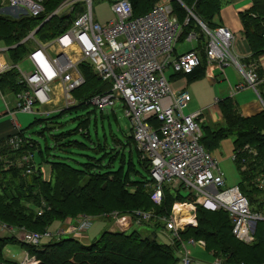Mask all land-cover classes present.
Returning <instances> with one entry per match:
<instances>
[{
	"label": "trees",
	"instance_id": "obj_1",
	"mask_svg": "<svg viewBox=\"0 0 264 264\" xmlns=\"http://www.w3.org/2000/svg\"><path fill=\"white\" fill-rule=\"evenodd\" d=\"M62 1L45 0L44 11L36 17L21 14L19 19L15 16L11 19L0 12V42L7 47L14 46L7 50L13 64L33 50L34 39L21 40L40 24L34 35L38 41L51 39L70 26L75 17L74 10L44 21ZM158 1L129 0L133 16L149 12ZM250 1V7L238 13L241 32L234 34L229 29L234 34L232 48L236 39L241 38L249 52V56L239 61L247 68L255 66L259 78L255 90L264 103V70L258 64L259 57L264 54V0ZM169 2L172 13L182 25L178 42L186 40L189 33H195L196 46L188 50L198 55V66L190 72L175 71L169 66L167 70L172 71L166 75L174 91H187V85L206 73L208 66L207 36L198 20L209 29L224 26L215 21V17L228 0ZM174 53L177 54L176 48ZM78 69L84 82L72 91V105L48 116L39 115L27 127L0 139V226L43 234L50 232L53 223H62L67 218L74 221L84 217L112 220L105 215L117 212L139 219L141 224L166 229L163 218L170 216L173 203L192 201L194 195L183 191L182 183L177 187L165 184L161 203H154L151 186L155 181L150 173V163L140 158L131 127L124 140L117 131L111 130L110 122L107 133L105 107L99 108L98 112V108L90 103L94 96L110 90L111 81L99 77L88 62H81ZM17 75L16 67L0 74V87L13 95L22 91L24 87ZM181 77L185 78L186 85L174 87V80ZM217 106L222 116L220 123L204 124L198 121L200 115L196 118L201 131L199 142L211 152L222 138H234L233 161L239 173L237 186L247 197L252 213L264 217V108L252 115H243L230 95L218 99ZM98 113L103 119V140L98 136ZM67 115L75 122L72 127L67 120L61 119ZM34 125L41 127L37 132L41 139L34 138L29 131ZM15 133L23 139L17 149L8 143L11 136L17 135ZM84 149L92 153L84 152ZM23 157L30 158L17 166L16 161ZM196 210L197 225L180 231L178 239L168 241L171 243L159 241L155 232L143 234L136 229L112 232L110 227L89 243L70 235L42 237L38 244H31L7 233L0 235V264H20L5 257L4 249L9 244L21 246L29 257L36 258L37 264H177V253H181L183 242L189 237L195 241L203 240L204 249L219 259V264H264V220L256 221L254 240L245 243L233 234L227 211L205 209L200 204ZM139 213H148L150 218L143 220L137 216Z\"/></svg>",
	"mask_w": 264,
	"mask_h": 264
},
{
	"label": "built area",
	"instance_id": "obj_2",
	"mask_svg": "<svg viewBox=\"0 0 264 264\" xmlns=\"http://www.w3.org/2000/svg\"><path fill=\"white\" fill-rule=\"evenodd\" d=\"M44 1L0 0V9L7 6L20 12V15L36 17L44 11ZM92 4L93 0H63L45 20L65 12L70 14L74 10L75 17L64 32L46 41L34 38L36 31H33L39 26L30 32L28 38L34 39L36 46L27 56L31 69L23 71L18 66L16 68L18 80L24 88L14 95V109L48 116L61 107L72 105L74 99L71 92L84 82L78 66L83 61L88 62L99 77L111 81L110 90L94 96L90 103L104 108L113 105L115 99L122 100L135 145L150 163V173L155 181L151 186V199L155 203L161 202L165 184L177 187L182 183L183 191L195 196L193 202L174 204L173 215L163 218L170 232L168 239L173 242L178 239L180 231L197 225L194 211L200 204L206 209L227 211L235 237L245 243L252 242L255 222L264 218L251 212L247 197L237 186H226L218 161L199 142L198 113L185 114L183 111L190 101L189 93L174 91L167 80L169 66L175 71L190 72L199 64V57L194 51L174 53L182 25L172 13L169 0H161L149 12L139 16H133L129 0H113V17L104 23L95 20ZM76 5L80 9L75 10ZM199 24L207 36V68L213 64L222 68L232 62L245 75L248 84L255 87L259 82L255 66L247 68L231 53L233 32L225 26L209 29ZM194 38L195 33L191 32L186 40ZM55 85L59 86L58 93L54 90ZM242 87L240 85L239 88ZM56 97L62 102L61 106H58ZM13 112L9 114L13 116ZM14 131L18 132L19 128L16 126ZM22 141L17 134L11 136L8 143L17 149ZM29 158L18 159L16 165L21 166ZM184 207H188L187 211H183ZM138 215L143 220L150 218L148 213ZM105 216L114 218L119 229L127 228L126 219L129 225L133 220L141 223L139 219L130 215L125 218L117 212ZM91 219L80 218L76 224L67 225L54 233L39 234L3 227L27 243L38 244L42 237L58 238L64 234L83 232L90 226ZM185 242L181 258L184 264H190L192 257ZM187 242L204 245L203 240L195 241L193 238ZM26 260L38 263L35 257H26L24 262L27 264Z\"/></svg>",
	"mask_w": 264,
	"mask_h": 264
},
{
	"label": "rangeland",
	"instance_id": "obj_3",
	"mask_svg": "<svg viewBox=\"0 0 264 264\" xmlns=\"http://www.w3.org/2000/svg\"><path fill=\"white\" fill-rule=\"evenodd\" d=\"M160 1L161 0H159L158 2H160ZM158 2H156V3H158ZM78 6L79 5H76L75 10L78 9L77 8ZM92 9H93V15H94L95 20L99 21L100 23H104L113 17V13L111 11V3L108 0H93ZM0 12L3 14H7L8 16H10L9 18H11V19L14 16H15V18L19 19L18 17L20 16V14H19L20 12L15 11V10L7 7V6H4L3 8H1ZM191 15H192V13H191ZM21 42H23V39L21 40ZM35 45H36V43H35ZM195 46H196V42L194 40L193 41H186V40L179 41L176 44V51L178 53H181V52H184L188 49H192ZM4 47H6L7 50L10 49L3 42H0V48H4ZM10 47H14V46H10ZM17 66L19 68H21L22 70H25V69L30 70L31 69L29 60H27L25 58H23L22 60L17 62ZM227 68H232L234 73L239 75L237 70H236L237 68H235V66L232 63L229 64V66ZM171 71H172L171 69L167 70L166 75H168L169 72H171ZM224 82L225 81L221 82V84H220V82H218V84L216 83L217 85H215V86H221ZM187 92L189 93L191 99L183 111L185 114H194L195 111H198V110L204 108L205 105L212 103L213 98H214V84L211 81L210 77H208V75L206 73H203L202 75L198 76L196 79H194L193 81H191L187 85ZM218 94L223 97V95L226 96L228 94V91H226V89L224 91L220 90ZM235 99L239 102L240 106H242V104H246L247 108L251 107V105L254 103V101L259 102L258 96L256 95V93L251 88L237 93V95L235 96ZM90 108H92V107H90ZM97 108H98L97 111L100 112L99 107H97ZM243 110L245 111L244 108H243ZM103 112L105 114L104 124L106 126L107 133H109L108 123L110 122L111 130L117 131L119 137L124 140L126 138L125 136L128 135L127 132L129 131V133H130V130H129L130 122H129V119L127 118L126 114H125V108H124V104H123L122 100L115 99L114 104L113 105H110V104L107 105L104 108ZM18 115H19L18 118L23 123L26 124V125L24 124V127L29 125V123H31L35 117L39 116L38 114H26V113H22V112H19ZM68 115L64 116L61 119L63 121L67 120L69 122L68 125L70 127H72L75 124V122H71L70 116H68ZM97 116H98V120H99L98 136L101 140H103L104 129L102 128V125H101L102 124L101 120H103V119H101L99 113ZM40 129H41L40 126L34 125L31 129H29V131L34 138L41 139V137L37 133ZM233 139L234 138L232 136L222 138L219 141L217 148L213 149L211 151L212 157L218 161V165H219L221 171H223V173H224V177L226 180L227 187H230V188L237 186L238 181H239V173H238L236 166L234 164V161H233V155H234L233 146H232ZM83 151L87 152V153H92V151H90L89 149H84ZM78 158L83 159L84 157L78 156ZM135 163H136V158H135ZM46 169H47V173H48L49 172L48 166H46ZM260 178L261 177H259V179ZM262 182H264V180ZM263 188H264V186H263ZM194 200H192L190 202H193ZM160 203H156V204H160ZM177 203L178 202L173 203L170 216L173 215V213H172L173 206H174V204H177ZM182 203H183V201H179L178 204H182ZM187 209H188V207H184L183 211H187ZM192 213H193V211H192ZM194 213L197 216V210H195ZM127 217H129V216L126 215L125 218H127ZM196 221H197V218H196ZM59 223H60V221L53 223L49 227V231L50 232H56V230L60 228V227L59 228L57 227L58 225H60ZM125 223L129 225V220L126 219ZM131 223H133V224L127 231H131L133 229H136L139 232H142L143 234H148L149 232H155L159 241L165 242V243H171V242H168L169 239H168L167 235L170 233L168 229H160L159 230V229L153 228L149 224L137 223L135 220H133V222H131ZM231 224H232V222H231ZM112 226L115 227V229L112 232H117L119 230L120 226L116 224V221L114 218L112 220L103 219V218H99V217L92 218L91 224H90L86 234L88 235L90 240H93L94 238H97L104 229L109 230V227L111 228ZM68 236H70V234L62 235V237H64V238L68 237ZM170 238H171V236H170ZM189 239H192V237H189ZM185 243L187 244L188 250H189L190 255L192 257V261L190 264H216L217 259L210 252H207L203 246L198 245V244L192 245V244L188 243L187 241ZM4 255H5V257L13 260L15 263H20V264H22L24 258L29 257V255L25 254L24 249L17 244L7 245L4 249ZM177 257H178V263L177 264H184L182 262L180 252L177 253ZM26 261H27V264H35L34 261L31 263L29 262V260H26Z\"/></svg>",
	"mask_w": 264,
	"mask_h": 264
},
{
	"label": "crops",
	"instance_id": "obj_4",
	"mask_svg": "<svg viewBox=\"0 0 264 264\" xmlns=\"http://www.w3.org/2000/svg\"><path fill=\"white\" fill-rule=\"evenodd\" d=\"M250 5H251L250 0H228V2L220 10L218 17H215V21H218V23H220L221 25H224L230 28L234 32V34H238L239 32H241V29H242L241 28L242 26H241V23L238 17V13L239 11L249 8ZM240 39L239 38L236 39L234 43L235 50H234V47L231 49V53L233 54V56L237 58L238 62H240L239 61L240 58L249 56V52L246 50L244 42ZM25 59L27 58L25 57ZM258 64L264 70V54L259 57ZM228 66L229 64L221 68L217 64H213L206 69V74L208 75V77H210L211 81L214 84V98H213L212 103L205 105L204 108L194 112V114L197 112H202L198 118V121L200 123L211 124V123H220L222 121V116L217 106V100L222 98V96L218 94L220 90L224 91L226 89V91H228L227 95L233 96L234 99L237 93L243 90L249 89V88H251L256 93V95L258 96L259 102L254 101L251 107H248V108L246 104H242V106H240L239 102L235 99L239 105V110L241 111L243 115H246V116L252 115L263 108V101L260 98V95L258 94V92L255 90L254 87H251L248 84L245 75L237 68L236 65L234 66L235 68H237L236 70L239 75L235 74L232 68H227ZM12 67L17 68V64H13V61L8 55L6 49L0 48V74L9 70ZM16 70L18 72V69ZM17 78H19V72H18ZM223 81L225 82L221 86H215L218 84V82H220L221 84V82ZM173 85L174 87H180L182 85H186V80L184 77H181L180 79L174 80ZM240 85L243 86L241 89L239 88ZM54 90L56 93H58L59 86L55 85ZM224 96L225 95H223V97ZM56 102H59L58 106H61L62 102L59 100L58 97H56ZM14 105H15L14 95L8 90L4 91L0 87V139L5 137L6 135L11 134L15 129L14 128L15 124L16 126H19L20 128H25L24 127L25 123H23L18 118L19 116L18 114L21 111L15 110ZM54 106L55 105H52V107ZM242 107L245 109V111L243 110ZM10 111H14L13 116L9 114ZM13 121H15V124ZM127 133L129 134V131ZM140 158L145 159L142 157V154L140 155ZM46 176L48 177L47 172H46ZM72 222L73 224L75 223L73 219L67 218L62 223H60V225H58L57 227L58 228L64 227L67 223L71 224ZM111 229H114L113 226L111 227ZM7 233L8 231L4 229L2 226H0V235H5ZM86 233L87 231H85V233H79L76 236H78L79 237L78 239L81 240L83 243H89L91 240L89 239Z\"/></svg>",
	"mask_w": 264,
	"mask_h": 264
},
{
	"label": "water",
	"instance_id": "obj_5",
	"mask_svg": "<svg viewBox=\"0 0 264 264\" xmlns=\"http://www.w3.org/2000/svg\"><path fill=\"white\" fill-rule=\"evenodd\" d=\"M195 19L198 20L196 17H195ZM45 21H46V20H45ZM198 22L201 23V24H203V23L200 22L199 20H198ZM41 25H42V24H40L39 27H40ZM203 26L206 27L204 24H203ZM39 27H38L36 30H34L33 32L37 31V30L39 29ZM20 43H21V42H20ZM9 48H11V47H9ZM263 108H264V103H263Z\"/></svg>",
	"mask_w": 264,
	"mask_h": 264
},
{
	"label": "bare ground",
	"instance_id": "obj_6",
	"mask_svg": "<svg viewBox=\"0 0 264 264\" xmlns=\"http://www.w3.org/2000/svg\"><path fill=\"white\" fill-rule=\"evenodd\" d=\"M37 233L41 234L40 232H37Z\"/></svg>",
	"mask_w": 264,
	"mask_h": 264
}]
</instances>
